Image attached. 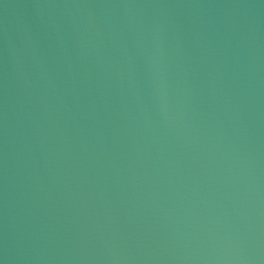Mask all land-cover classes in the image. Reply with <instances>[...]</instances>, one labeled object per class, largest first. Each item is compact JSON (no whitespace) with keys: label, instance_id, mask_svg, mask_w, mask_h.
Returning <instances> with one entry per match:
<instances>
[{"label":"water","instance_id":"water-1","mask_svg":"<svg viewBox=\"0 0 264 264\" xmlns=\"http://www.w3.org/2000/svg\"><path fill=\"white\" fill-rule=\"evenodd\" d=\"M0 264H264V0H0Z\"/></svg>","mask_w":264,"mask_h":264}]
</instances>
